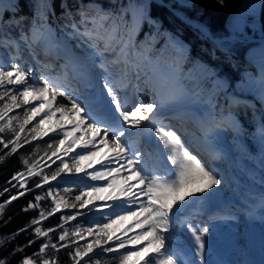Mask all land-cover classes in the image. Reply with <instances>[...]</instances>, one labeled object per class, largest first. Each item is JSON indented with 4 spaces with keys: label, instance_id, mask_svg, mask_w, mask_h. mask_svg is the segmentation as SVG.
<instances>
[{
    "label": "snow or ice",
    "instance_id": "6c2138e0",
    "mask_svg": "<svg viewBox=\"0 0 264 264\" xmlns=\"http://www.w3.org/2000/svg\"><path fill=\"white\" fill-rule=\"evenodd\" d=\"M49 7L47 0H38V11L34 16L33 25L29 32L25 33L21 30L18 38L12 37L10 33L0 34V47H12L19 52L21 43H23L25 47L31 50L39 42V36L43 35L42 30ZM63 16L67 19L63 28L70 30L66 35L69 38H86L89 47L93 50V56L100 60L98 67L105 74L103 89L106 107L99 111L94 110L80 97L71 93L66 86H58L51 78L41 76V82L30 83L31 69L24 70L17 63H13L10 68L0 63V100L5 97H9L11 100V104L5 103L3 108H0V120H3L12 108L20 107L18 97L22 99L23 104L32 105L24 113L25 119L20 125L19 131L16 132L15 142H4L0 139V143H3L5 148L12 144L11 151L14 153L21 146L19 143L20 132L24 131L26 124L37 116H40L39 124H44L46 120L51 121L56 113H60V118L56 121L60 125L59 132L55 127L50 129L53 133L62 135L61 139L54 142L55 150L51 153L52 157L60 160V166L51 177L47 174L42 175L43 184L47 185L49 180L56 181L61 173L75 171L76 173H83L93 182L103 181L104 185L91 184L82 187L80 194L73 198L75 202H79L78 204L75 202L69 204L63 197L57 201L56 190L49 187L44 196H36V203L29 202L24 211L37 208L39 202L45 197H52L55 206L48 212L49 216L55 213L61 205L65 208L78 209L73 215L62 217L64 221L75 220L77 216L97 210H107L112 213V215L104 216L106 222L97 223L86 229L88 236L95 235L96 238L84 245H78L74 253H70L76 260V264H81L85 258L90 259V254L94 253V248L99 249L102 253H109L116 249H125L126 245H132V248L121 256L120 264H140L141 261L143 264H154V261L155 264H181L175 252L169 251L167 240L170 237L166 235L178 225L187 228L197 246L196 254L202 256V250L205 247L203 237L209 232V228L193 226L190 222L181 219V213L193 199L202 198V194L206 193L208 189L220 185L222 180L214 170L210 169L186 147L181 134L175 128L163 124L156 126L154 132L163 148L168 152L167 159L172 165V170L164 175L145 173L141 166L143 154L139 150L134 151L130 148L129 139L133 134L139 136L144 129L153 124L157 111L164 107V103H145L141 99L129 105L127 100H122L120 96L121 87L125 86V82H129L133 75L137 82L141 79L140 65L128 59V50L135 48L134 30L127 34V38L123 35L118 36L120 25L113 19L114 13L104 9L101 5H95V15H89L88 5H81L75 13L66 9ZM76 16L80 19L77 20ZM140 17L141 19L146 18V13L142 7L140 8ZM37 20L41 23H37ZM109 20L113 22L106 27L105 25ZM22 23L23 18L12 17L5 20L0 15V28L10 27L12 24L19 26ZM152 23L156 22L152 21ZM89 24L91 27H88ZM82 26L83 31H81ZM175 44L179 48H183L178 41ZM8 85L12 87H6ZM10 93L14 94L10 95ZM29 96L32 97L33 101H40V103L33 105L32 101L28 99ZM58 97H65L70 103L59 105L53 109L51 106ZM178 99V96H170L165 103L171 104ZM233 102L240 103L237 98H233ZM209 103H211V99H209ZM45 104L48 106L46 112ZM42 112L44 113L43 116H41ZM72 117L79 119L74 120ZM64 120L68 125H72L70 129L61 124V121ZM10 124L11 118L8 121V125ZM203 125L208 134L221 127V125L211 122H203ZM82 128L83 134L77 137L75 134ZM131 129H135L136 132L133 133ZM234 130L238 131V128H234ZM3 131L4 126H0V132ZM30 131L34 133L33 139H36L41 129L37 126ZM260 132L261 136L264 137V124L261 125ZM88 133H94V135L80 144L79 141ZM44 134L47 135V132ZM69 137H72L70 141ZM99 145L102 147H98ZM61 146L64 147L61 148ZM76 146L79 147L80 151H76ZM48 148L52 149L53 144H49ZM105 148H109L112 155L105 153L103 160L96 161V164L99 165L98 168L93 167L90 163L88 168L92 171H85L81 162L99 156ZM61 151H63L64 156H69L70 152L74 153V155L69 156L72 161L71 167L67 161L58 155ZM52 163L54 164L55 161L53 160ZM24 164L27 165L28 161L25 160ZM35 167L36 165L32 164L28 168L29 176L34 174ZM17 177L23 180L24 173L14 174L12 180H16ZM117 177H120V181L117 180ZM197 181H203V186L193 187L192 185ZM12 187H17V185L13 184ZM41 187L42 185L39 183L35 185V189ZM19 189H24V191L18 190L17 195L11 196V201H15L18 196H24L26 191L33 190L27 189L25 183H19ZM110 189H115V191L109 192L107 197L96 195ZM69 190L68 188L63 189V191ZM4 191L7 192L8 189ZM197 194L201 195L198 196ZM96 200L104 202L96 204ZM2 207L3 205H0V208ZM80 209L85 211L81 212ZM43 219H45V213L41 209L39 219H33L28 227L39 225ZM125 221L131 222V226L125 229L124 238L116 235L115 248L105 247L104 245L113 240V235H110L108 230L113 225ZM58 227H63V225ZM135 229L140 231L136 232ZM26 230L27 227L19 231L24 232ZM53 231L55 229L50 228L44 231L40 227L34 228L38 237H46L49 232ZM83 231L85 230L77 226L72 235L84 239ZM129 232L133 233L130 237L127 235ZM68 236L69 232L65 230L58 239L65 241ZM145 241L147 243H144ZM32 243L33 241H29V245ZM138 245L140 247H137ZM48 247V244H43L39 252L33 254L41 258L40 264H50L48 259L43 258ZM52 247L55 249L57 245L52 244ZM20 250L22 251V249ZM0 264H6V261L0 259ZM21 264H37V262L33 257H25ZM92 264H99V261H93Z\"/></svg>",
    "mask_w": 264,
    "mask_h": 264
},
{
    "label": "rangeland",
    "instance_id": "374dc122",
    "mask_svg": "<svg viewBox=\"0 0 264 264\" xmlns=\"http://www.w3.org/2000/svg\"><path fill=\"white\" fill-rule=\"evenodd\" d=\"M105 1V0H102ZM110 2L115 3L116 5L120 4L122 0H109ZM144 2L145 9L144 12L146 13V18L144 19V22H146L150 27L152 26H159L158 22L156 20H152L148 15L147 8L149 7V4L153 2H163L166 5L174 6L178 9H188L192 7L194 3H196L198 0H140ZM261 1V0H260ZM257 3V0H242L239 7L229 16V18L226 21L225 24V33L226 37L224 42H218V46H214L213 48L209 49V52L212 53L213 49H218L222 52H225L227 55V52L230 50H233L234 46L236 44L241 46L242 56L241 60L244 63L243 69L236 70L235 69V79L232 81H228L225 77L220 75H214L211 78L208 79V85L209 89L211 91H218L221 92L220 97H223L218 103H210L207 106H204L209 112L210 111V105H219L224 107L227 112H220L224 116L231 119L232 124L230 126L227 125L228 129L226 132L229 134L228 137H221L219 146L222 147L223 151L225 152V158H222V156L219 154V163L218 165H221L224 169L222 172L225 175V177L228 179L227 182L223 179V176L220 174V172L216 169L214 172L218 171V173L222 176V185L221 188L218 190V194L222 193L225 187L227 186V189L233 190V185L241 186L242 192L246 191V189L249 192H256V188L263 180L264 176V151L261 153L257 152V149L259 147V144L264 142V137L261 136L260 127L262 124H264L263 117L261 118V114L258 113L260 111L262 113V116H264V40L261 39L260 33L258 32L257 27V16L259 13L260 3L259 5H255ZM81 5H88L90 16L95 15V5L93 2L89 3H82L81 1L78 2V6L76 9H78ZM98 5V4H97ZM18 3L16 1L9 2L7 4H0V15H2L6 11L14 12L17 10ZM117 7V6H116ZM106 9L105 7H103ZM109 10V9H106ZM4 11V12H3ZM77 11V10H76ZM5 14V13H4ZM3 14V15H4ZM2 15V16H3ZM80 19V18H79ZM78 19V20H79ZM152 21H155L156 23H152ZM33 25V24H32ZM32 25L29 26L28 31L31 29ZM108 25V22L106 23V27ZM49 26H51L49 28ZM88 27H91V24L88 25ZM84 30V29H83ZM82 30V31H83ZM69 29H64L63 24H48L44 26V29L42 30L43 35L39 36V42L33 46L31 50H29L27 47L21 43L20 51L27 50V52L32 57H37L41 55L37 50L38 46H45L47 48H50V50H56V51H63L67 52L71 48L74 53H77V55L73 56V60H75V65L77 69L81 68V74L87 75L88 78L91 79V81H94L100 84H104V73L101 68L98 67L100 60L98 57L93 56V50L89 47V42L86 38H82L83 42L79 41V38H69L66 33L69 32ZM0 34H3V28H0ZM51 34L54 35V38H52ZM166 36V42L168 48L174 49L176 52L181 53L182 50L186 47L179 42L180 45L183 46V48H179L175 42L178 41L177 39L169 36L168 34H165ZM12 48V47H10ZM2 51V50H0ZM0 52V62L7 63L8 61H11L10 55L11 52H6L5 55H1ZM263 54V56H262ZM9 55V56H8ZM15 55L19 59L21 55H19V52L16 51ZM25 55V52L23 53ZM133 55H134V48H130L128 50V59L132 61L133 63ZM228 57V55H227ZM16 58V57H15ZM25 59L27 61V65H30L32 58H28L25 56ZM228 59L231 60V58L228 57ZM14 60V59H13ZM37 62H40L42 65H46L49 67V70H53L55 67V62L49 60V58L45 55H41L38 59H35ZM70 60V59H69ZM16 61V59L14 60ZM18 64V63H17ZM137 64V63H136ZM7 64L5 66L9 67ZM12 65V64H11ZM90 65H94L95 67L93 69L90 68ZM161 63V61L156 60L153 62H149L148 64V73L142 74L140 73L141 79L137 82L134 78V75L131 77L129 82H125V86L121 87L120 90V96L123 98H126L127 95L123 92L125 90H128V88L131 86L133 88H137V84L141 86L140 90H143L146 88L153 89L158 88L160 90V82L159 79H168L173 81V74H168L167 69L164 67ZM86 73V71H88ZM98 71V72H97ZM54 72H49L46 70L45 74L43 76L51 78V74ZM58 76L57 80L59 82H65V85L68 84L67 79L61 74H58L55 72ZM101 73V74H98ZM52 79V78H51ZM94 79V80H93ZM37 80L38 76H37ZM41 81V78H40ZM260 83V84H259ZM258 84V85H257ZM64 85V86H65ZM260 85V86H259ZM145 86V87H144ZM6 87H12L10 85ZM170 90V96H178L179 99L176 101L177 103H171V112H183L184 108L186 106L183 104V102H179L181 99V89H175L173 85L169 87ZM167 90V91H168ZM150 93L151 90H149ZM184 92V95L188 97V94ZM193 96H198V93L193 91ZM14 94V93H10ZM101 98L105 99V94H101ZM145 98L143 101H148V103L156 102L158 100H161V96L155 94L154 97L156 98L155 101L151 100L150 94H148V91L143 94L137 95V100L135 102L139 101V98ZM150 97V98H149ZM31 96L28 97L30 100ZM233 98L239 99L240 103H234ZM149 99V100H148ZM31 101V100H30ZM67 99H64L62 97L58 98L57 101H54L53 103L56 106L63 105V104H69L70 102ZM187 101V99H186ZM18 102L20 103L19 108H12V110L8 111L7 114L4 116L3 120H0V126H4V131L1 132L5 139L9 141L15 142L16 140V132L19 131L20 125L23 123L25 116L24 113L29 107L28 105L23 104L20 97H18ZM5 103L11 104V100L9 97H5L3 100H0V108H3ZM183 104V105H180ZM180 105V106H177ZM188 105L191 106L192 102L188 101ZM244 105L250 109V112L252 110V114L255 115L257 122H255V129L252 131L250 135L245 134L236 118H234L232 109L235 106ZM169 106V107H170ZM188 106V107H189ZM217 109V108H216ZM256 110V111H255ZM218 112V111H217ZM11 118V124L8 125V121ZM177 121V120H176ZM176 121H174L176 123ZM181 121V120H180ZM39 127L41 131L37 135L36 139H33L34 133H32L30 130L33 127ZM178 126L182 128L179 124ZM186 126V124H185ZM57 128V132H59L60 125L57 123H49V121H45L44 124H39V119L36 117L35 119L31 120L28 124L24 126V131L20 132V140L19 143H23V145L29 146V153L25 156V160L28 161L27 167L29 168L32 164H35L36 167L34 169V174L31 175V177H37L38 180L41 182L42 187L40 189L36 190V193L30 198L29 202L36 203L35 197L36 196H44L45 193L48 191L49 187L56 190V200L58 201L61 197L68 202L69 204L75 202L74 197L76 195L80 194V189L84 187L85 185H91L96 184V186H103L104 182H93L90 180V178L85 177L83 173H76L73 171L72 173H61L60 176L57 177L56 181L49 180L47 185L43 184L42 181V175L47 174L49 177L57 171V169L60 166V160L56 157H52L51 153L55 149H49L46 148H40L38 145L39 140L43 139L46 135L44 134L47 132V135H56V133H53L50 129L51 128ZM72 126L69 127V129ZM234 128H238V131L234 130ZM183 129V128H182ZM131 131L134 133L135 131L131 129ZM62 136V135H61ZM193 136V135H192ZM191 136L190 145H187V147L190 149L191 147L196 149V145L194 143V139ZM72 139V137H69V141ZM27 141V142H25ZM260 142V143H257ZM67 143V142H66ZM80 144H83V142H79ZM22 145V146H23ZM64 146H61L63 148ZM102 147V146H101ZM107 152V154L111 155L110 149H103L101 154L96 157H92L91 160H85L82 163L85 171H92V169L88 168V165L91 163L93 167L98 168L99 165L96 164L97 160H103L104 158V152ZM76 151H80L79 147L76 146ZM49 152L48 155L46 153ZM255 153H257V158L255 157ZM58 155L63 158L65 161L69 163V166H72V161L69 159V156L74 155V153H69V156H64L63 151L58 153ZM51 157V159H50ZM55 161L53 164L52 161ZM212 160L216 161L214 157ZM208 167L211 169L209 161H207ZM27 168V169H28ZM118 181H120V178H117ZM21 183H24V181H21ZM198 184H201V182H197ZM122 186V182H121ZM193 187L196 185H192ZM68 188L69 191H63V189ZM217 190V189H216ZM207 191L206 193L202 194L200 206L209 209L212 206H215L218 202V198L213 194V192L217 191ZM115 189H110L105 192L98 193L96 195L107 197L109 195V192H114ZM221 197L220 195H218ZM201 195V194H199ZM214 196V198H213ZM88 198V197H85ZM104 201L96 200V204L103 203ZM79 203V202H75ZM29 204V203H28ZM27 204V206H28ZM55 206V201L52 197H45V199L41 200L39 202V206L35 209H29L28 211H35L40 216V211L43 209L45 213V219L40 221L39 225H34L32 228V233L34 235V228L40 227L42 230L47 231L48 229H55L53 232H49L48 236L46 237H39L41 238V245L48 244L49 247L46 250V254L43 256L44 259H48L50 261V264H76V260L73 258V255H70V253H74L75 248L78 245H84L87 242L92 241L95 239V235L88 236L86 233V229L90 226H93L97 223H103L106 222L104 220L105 215H112V213L108 212L107 210H97L93 212H88L85 215L77 216L75 220H68L64 221L62 217L65 216H71L73 215L78 209L73 208H65L63 205L52 215H48V212ZM79 211L84 212L85 210L80 209ZM2 212V209L0 208V214ZM48 220L50 224H56L57 226L46 228L43 224L44 221ZM252 220V219H250ZM249 221V220H248ZM247 221V222H248ZM60 225H63V227H58ZM77 226H80L83 230L82 235L84 236V239H80L77 236H73L72 233L76 229ZM131 226V222H121L119 224L113 225L111 229L108 230L110 235H113V240L109 241L107 245H104L105 247L111 246L115 248V236L120 235L121 238H124V231L128 227ZM261 228V227H260ZM223 229V227H222ZM67 230L69 232V236L65 239V241H59V236L63 231ZM136 232H139L137 229H135ZM247 230H244V234ZM127 235L130 237L133 235L132 232L127 233ZM223 237L228 236L227 233H220ZM231 235V234H230ZM229 235V236H230ZM37 236V235H36ZM247 234H245V238ZM236 239V237H233ZM75 241V243H74ZM217 237H209V243L215 245L218 242ZM144 243H147L146 241ZM52 244H56L57 247L54 249L52 247ZM40 245V247H41ZM66 245V246H62ZM39 247V249H40ZM137 247H140L139 245ZM132 248V245H126L125 249H116L113 252L109 253H102L99 251V249L94 248V253L90 254V259L85 258L83 261H81V264H92L93 261H99V264H120V258L121 256L127 251ZM39 250L36 252L38 253ZM256 252V251H255ZM234 257H239L238 253L232 254ZM248 253H245V264L248 262V258H250V255L248 256ZM33 257V259L36 260L37 264H40V257L38 256H28ZM25 257H23L24 259ZM22 259V260H23ZM79 259V258H77ZM251 260V259H250ZM252 261V260H251ZM254 263V261H252ZM140 264H143V261L140 262ZM155 264V261H154Z\"/></svg>",
    "mask_w": 264,
    "mask_h": 264
},
{
    "label": "trees",
    "instance_id": "16d2710c",
    "mask_svg": "<svg viewBox=\"0 0 264 264\" xmlns=\"http://www.w3.org/2000/svg\"><path fill=\"white\" fill-rule=\"evenodd\" d=\"M59 1L61 0H47L50 6L48 14H52L53 8L57 6ZM240 2L241 0H222V2L221 0H199L192 5L191 9L186 10L184 14L189 19L204 25L211 33L220 32L224 28L225 19L237 9ZM37 3L38 0H19L21 9L27 15L30 13L31 18L34 17L37 11ZM157 8L159 9H157V12L153 8V13L155 12V14L159 15L165 26L171 31L179 30L181 37L190 44L191 49L197 51L199 49V41L192 29L177 20L164 7ZM257 25L264 36V0H262L260 6ZM137 34L139 35V31L136 32ZM155 39L151 40L152 47L156 44ZM141 49L143 51L141 54L148 55L143 46ZM183 66L185 68L186 64ZM0 139L4 142L9 141L5 139L1 132ZM20 145L16 152L13 153L11 151L12 144L5 148L4 144L0 143V205H3L0 214V259L5 260L6 264H21L23 257L33 256L41 245V238L31 232L34 226L28 227L33 219H39V217L35 211H24L30 198L36 193L35 185L40 184V181L37 177H29L28 167L24 164L25 156L29 153V146H24L23 143H20ZM38 145L46 147L48 142L40 141ZM16 173H24L23 180L20 177L12 180L13 175ZM21 181H24L27 189L33 190L26 191L24 196H18L15 201H11V196L17 195L18 190L24 191V189H19ZM13 184H16L17 187H12ZM5 189H8V191L5 192ZM42 225L46 228L57 226L56 224H50L48 220L44 221ZM26 227V231H19ZM29 241H33V243L29 245Z\"/></svg>",
    "mask_w": 264,
    "mask_h": 264
},
{
    "label": "bare ground",
    "instance_id": "6f19581e",
    "mask_svg": "<svg viewBox=\"0 0 264 264\" xmlns=\"http://www.w3.org/2000/svg\"><path fill=\"white\" fill-rule=\"evenodd\" d=\"M9 2H13L12 0L10 1H3V2H0V4H7V3H9ZM259 2H260V0H257V3H255V5H259ZM262 56H263V54H262ZM9 66V68L12 66L11 64L10 65H8ZM33 65H29L28 67H25L24 65H20V67L22 68V69H24V70H28V69H31V76L29 77V82L30 83H32V82H37V79H36V69H35V66H33ZM98 72V71H97ZM59 76V75H58ZM33 77H34V80L32 81V79H33ZM59 79V78H58ZM260 84V83H259ZM258 85V84H257ZM260 86V85H259ZM183 91H184V89H183ZM50 98V97H49ZM58 98H60V97H58ZM57 98V99H58ZM62 98H64V99H66L65 97H62ZM21 99V98H20ZM22 100V99H21ZM30 100L32 101V104L33 105H35V104H39L40 103V101H33L32 100V97L30 98ZM149 100V99H148ZM29 107H31L32 105H28ZM53 109H55L56 107H58V106H56L54 103L52 104V106H51ZM48 110V106H47V104H45V112ZM44 115V113L42 112L41 113V116H43ZM71 115V114H70ZM37 118L40 120V116H37ZM60 118V113H56V116L51 120V121H49V123H56V121L58 120ZM72 119H74V120H77L78 119V117H72ZM46 121H48V120H46ZM61 124H63L65 127H67V128H69L70 126H72V125H68L67 124V122H66V120H64V121H61ZM83 134V128L80 130V131H78L75 135L77 136V137H80L81 135ZM142 134H144L145 136H147V137H152L153 136V134L148 130V129H144V131H143V133ZM94 134L93 133H88L87 135H84L83 136V139H81L79 142H84V140H87V139H90L92 136H93ZM102 145H99L98 147H101ZM106 149H108V148H106ZM109 150H107L106 152H104V154L105 153H107ZM264 151V142L262 143H260L259 144V147H258V149H257V152L258 153H261L262 154V152ZM111 155H112V153H111ZM166 161L167 162H169L168 161V159H166ZM170 167L172 168V165L170 164ZM197 182H199V181H197ZM197 182H195L193 185H196V186H194V187H200V186H203V181H200L201 182V184H198ZM218 187H220V185H217V186H214V188L213 189H208L207 191H214V190H216ZM217 191V190H216ZM241 202V201H240ZM242 202H247V200H242ZM249 215V212H246V216H248ZM247 225L249 226V229H247V231H246V233L245 234H247V238H249V240L247 241V246L245 247L246 248V250H248V254L250 255V258H248L247 260H248V262L246 263V264H264V261L262 260V259H260V255H259V251L257 252V254H256V256H255V251H257V247L255 246V241H258V244H260V237H257V238H254V234H256L257 233V227H258V229L261 227V230L263 231V229H262V227H264V219H262V220H260L259 222H256V221H254V220H250L249 219V221L247 222ZM210 230H215V228H213V227H209V231ZM216 232H219V233H227L228 234V232H226V231H223V229H222V226H218L217 227V229H216ZM253 236V237H252ZM190 237H191V235H190ZM192 238V237H191ZM251 239L254 241V243H253V245H251L250 244V241H251ZM252 241V242H253ZM255 247V248H254ZM258 248H260L259 247V245H258ZM183 253H185V251H186V249H183V250H181ZM248 255V256H249ZM254 261V263H252V261ZM222 260H224L223 259V256H222ZM191 264H197V260H196V258H194L193 259V261L191 262Z\"/></svg>",
    "mask_w": 264,
    "mask_h": 264
},
{
    "label": "water",
    "instance_id": "95a60500",
    "mask_svg": "<svg viewBox=\"0 0 264 264\" xmlns=\"http://www.w3.org/2000/svg\"><path fill=\"white\" fill-rule=\"evenodd\" d=\"M7 1V0H0V2ZM9 1V0H8ZM11 1V0H10ZM13 1V0H12Z\"/></svg>",
    "mask_w": 264,
    "mask_h": 264
}]
</instances>
